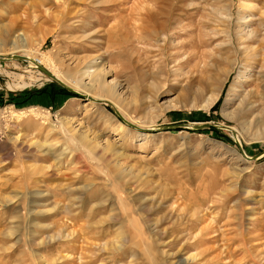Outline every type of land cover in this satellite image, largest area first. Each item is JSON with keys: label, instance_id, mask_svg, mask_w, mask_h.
<instances>
[{"label": "rangeland", "instance_id": "1", "mask_svg": "<svg viewBox=\"0 0 264 264\" xmlns=\"http://www.w3.org/2000/svg\"><path fill=\"white\" fill-rule=\"evenodd\" d=\"M0 54L118 96L0 60V264H264V0H0Z\"/></svg>", "mask_w": 264, "mask_h": 264}, {"label": "bare ground", "instance_id": "2", "mask_svg": "<svg viewBox=\"0 0 264 264\" xmlns=\"http://www.w3.org/2000/svg\"><path fill=\"white\" fill-rule=\"evenodd\" d=\"M150 17L155 21V29H156V31L162 32V31L167 30V27H168L167 25H169V21H170L169 20V18H170V15L169 14L166 15V17H165L166 20L163 21L162 23L159 22L158 18L155 15H152ZM152 19H150V20H152ZM20 43H22V44L20 45ZM12 46H13V48H21V47L23 48V47H25V41L23 39H21V38L20 39H17V40H15L13 42V45ZM25 56L28 57V60H29V62L31 63L32 66H35V67H39V66L46 67V69H48L59 80H61L62 82L66 83L68 85H70L71 87L75 88L76 90L77 89L79 90L82 87H86L87 86V85H84V84H83V86H80V85L77 86L76 84L74 85L73 82H71V80L66 79L65 76H64V74H63V70H61V67L55 61L50 60V62H48L49 59L48 58H45V63H44V62H42L39 59L34 60V58L32 56H30V55H27L26 54ZM68 59H71V57L70 58L68 57ZM72 60H70V61H72ZM61 63L64 64L62 61H61ZM39 73H41V72H39ZM91 78H92V80L90 82V86L89 87L87 86L86 89L84 88V90H86L87 94L90 95V97H93L95 99L101 98V99H104V100H108L110 103H113V105L116 104V99L118 97L115 94L116 88L114 86L111 87V86L106 85V83H107L106 74L103 71H95V72H93L91 74ZM98 86L99 87H102L103 89H105V91H108L109 90L110 92H112V93L114 92V93L108 99L105 98V97H103L102 95H98V94L97 95H94L95 94L94 93V90Z\"/></svg>", "mask_w": 264, "mask_h": 264}, {"label": "water", "instance_id": "3", "mask_svg": "<svg viewBox=\"0 0 264 264\" xmlns=\"http://www.w3.org/2000/svg\"><path fill=\"white\" fill-rule=\"evenodd\" d=\"M12 60V59H18V60H28V57L27 56H25V55H18V54H13V56H9V57H6V56H4V55H2V54H0V60ZM41 71H43L46 75L48 74L52 79H54L56 82H58L59 84H61L64 88H66L68 91H70L71 93H74V94H76V95H78V96H86V94H84V93H80L78 90H76V89H74L73 87H71L70 85H68V84H66V83H64V82H62L61 80H59L55 75H53L48 69H46L45 67H43V66H39L38 67ZM88 97V96H87ZM90 97V96H89ZM91 99L92 100H94V101H96V102H107L106 100H104V99H101V98H99V99H95V98H93V97H91ZM126 122H127V124H129L130 126H134V127H137L136 125H134V124H132V123H130V122H128L127 120H125ZM179 126H181V125H169V126H167V127H179ZM167 127H165V128H167ZM208 127H211V125H209V124H200V126H195V128H197V129H201V128H208ZM138 128V127H137ZM139 129H141L140 127H139ZM143 130H145V129H143ZM239 143V142H238ZM239 146H240V149L242 150V152H243V149H242V147H241V144L239 143ZM264 153V152H263ZM250 158H255V156H253V157H250ZM249 158V159H250Z\"/></svg>", "mask_w": 264, "mask_h": 264}]
</instances>
